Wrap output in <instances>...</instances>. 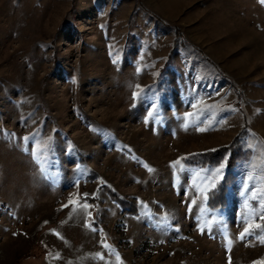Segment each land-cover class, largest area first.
Masks as SVG:
<instances>
[{"label": "rangeland", "instance_id": "obj_1", "mask_svg": "<svg viewBox=\"0 0 264 264\" xmlns=\"http://www.w3.org/2000/svg\"><path fill=\"white\" fill-rule=\"evenodd\" d=\"M262 213V0H0V264H255Z\"/></svg>", "mask_w": 264, "mask_h": 264}, {"label": "trees", "instance_id": "obj_2", "mask_svg": "<svg viewBox=\"0 0 264 264\" xmlns=\"http://www.w3.org/2000/svg\"><path fill=\"white\" fill-rule=\"evenodd\" d=\"M184 44V42H183ZM242 134V133H241ZM240 134V136H241ZM240 146V139H239V134L237 136L234 137V139L232 140V142L226 146V147H222V148H218L214 151H209V152H205V153H197L195 155H192L191 157H189L190 161L192 163H201V164H206V163H210V160H213L214 162L217 161L218 158H220V156L222 155V153L226 150H229L230 152V160L228 161V176L224 179L223 185L220 188V190L218 191V193H212L209 196V199L207 201V204L209 207L211 208H224L226 205V197H225V190H226V184L229 181V179L231 180V177L229 176L232 172V168L234 165V158H235V154L237 149ZM87 201H93V199L91 198H87ZM125 205V203H124ZM131 206V205H130ZM129 206V207H130ZM132 208V206L130 207V209ZM136 212V210H135ZM255 264H264V254L261 258V260H258Z\"/></svg>", "mask_w": 264, "mask_h": 264}, {"label": "snow or ice", "instance_id": "obj_3", "mask_svg": "<svg viewBox=\"0 0 264 264\" xmlns=\"http://www.w3.org/2000/svg\"><path fill=\"white\" fill-rule=\"evenodd\" d=\"M262 2H264V0H262ZM137 71H139V69H138ZM137 87H139V86H137ZM137 95H138V93L134 92V93H133V98H134V99L137 98ZM152 107H153V109L155 110L156 107H157V105H156L155 103H153V104H152ZM150 115H151V113H150ZM197 130L203 132V131H205L206 129H205V128H198ZM26 139H27V138H26ZM174 163L179 164V163H180V160H177V161H175ZM224 167H225L224 164H220V166H219L218 168L215 169V171H214V173H213V183H212V187H213V188L216 186V184H215V180H216V178H219V177L222 176V173H223ZM148 170H149L150 172L152 171L151 168H149ZM248 191H251V189H248ZM85 207L87 208L88 205L85 204ZM261 219H264V213H262V215H261ZM257 227H262V226H261V225H257ZM250 235H252V229H251V226H249V227H245L244 230L240 233L239 239L243 240L246 236H250ZM261 242L264 243V239H262Z\"/></svg>", "mask_w": 264, "mask_h": 264}]
</instances>
